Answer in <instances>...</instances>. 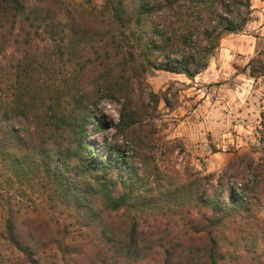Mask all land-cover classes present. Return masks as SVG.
Listing matches in <instances>:
<instances>
[{
	"label": "trees",
	"instance_id": "obj_1",
	"mask_svg": "<svg viewBox=\"0 0 264 264\" xmlns=\"http://www.w3.org/2000/svg\"><path fill=\"white\" fill-rule=\"evenodd\" d=\"M62 6L60 0H0V58L11 42L24 46L27 55L37 38L44 39L57 48L64 73L50 84L22 79L9 100L10 86L0 80V163L8 170L29 164L44 187L52 189L49 197H66L93 219L104 218L105 212H132L124 236L108 239L117 246V257L131 263L143 259L142 250L150 245L139 232L138 219L166 214L160 200L181 215L194 206L203 222L198 232L208 240L207 259L216 263L220 242L215 233L250 223L264 198V163L236 154L215 180L188 173L179 184L153 192L151 174L155 179L162 175L149 167L147 155L156 149L164 153L172 142L158 135L159 95L146 91L143 76L157 69L194 78L209 66L224 36L242 31L250 21L251 0H105L101 18ZM47 62L49 71L57 67ZM256 62L262 60L253 62L252 77L264 73V63L259 70ZM107 99L120 105L114 136L122 135L133 150L105 139V159L94 154L87 138L90 127L108 129L100 112ZM27 223L33 222L10 214L1 237L29 264H45V242ZM103 228L110 235L115 229ZM178 259L176 247H168L165 263Z\"/></svg>",
	"mask_w": 264,
	"mask_h": 264
},
{
	"label": "rangeland",
	"instance_id": "obj_2",
	"mask_svg": "<svg viewBox=\"0 0 264 264\" xmlns=\"http://www.w3.org/2000/svg\"><path fill=\"white\" fill-rule=\"evenodd\" d=\"M60 1L62 8L77 9L85 17L97 18L102 17L105 2ZM251 10V19L244 29L224 36L209 66L194 78L157 69H150L143 76L146 91L159 95L154 117L158 135L172 142L164 147V153L156 149L147 155L149 167L162 175L155 179L156 174H151L155 179L149 182L153 192L159 193L175 181L179 184L188 173L212 175L215 180L236 154H248L257 163H264V73L251 75L254 61L260 59L264 63V0H251ZM63 19L66 21V17ZM35 44L26 49L29 54L25 55L24 46L11 42L0 58V80L10 86L8 100L14 98V87L22 79L50 84L64 75L57 64L60 57L55 45L39 38ZM29 57L32 58L27 61ZM47 61H53L57 67L49 71L51 65ZM262 63L256 62L255 66L261 70ZM119 110L117 102L104 100L100 112L108 129L89 128L87 140L94 145L98 158H109L105 139L122 149L133 150L132 143L122 135L114 136ZM96 118L100 119V114ZM43 182L29 164L8 170L0 163V264H29L19 250L1 237L10 214L18 220H32L31 225L27 224L45 242L41 248L45 250V264H166L167 249L172 246L181 256L177 264H264V198L257 203L250 223L231 225L215 233L220 242L216 263L207 259L208 240L204 232H198L203 222L196 208L188 206L190 214L181 215L175 211L177 207L169 211L167 203L160 200L159 207L166 214L138 219L139 232L150 245L142 250L143 259L131 263L117 257V246L108 239L124 236L131 228L132 212H105L104 218L93 219L89 212L69 204L66 197H49L52 189L44 187ZM103 222L115 228L113 236L104 233Z\"/></svg>",
	"mask_w": 264,
	"mask_h": 264
}]
</instances>
